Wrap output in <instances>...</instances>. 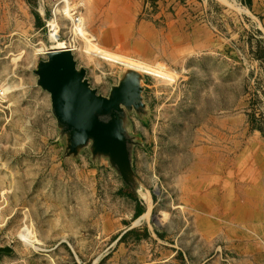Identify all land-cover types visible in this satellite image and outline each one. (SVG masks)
Here are the masks:
<instances>
[{
    "label": "rangeland",
    "instance_id": "1",
    "mask_svg": "<svg viewBox=\"0 0 264 264\" xmlns=\"http://www.w3.org/2000/svg\"><path fill=\"white\" fill-rule=\"evenodd\" d=\"M132 2L0 0V264H264V0ZM52 31L104 96L130 71L105 56L145 68L141 217L108 156L69 154L36 73Z\"/></svg>",
    "mask_w": 264,
    "mask_h": 264
},
{
    "label": "water",
    "instance_id": "2",
    "mask_svg": "<svg viewBox=\"0 0 264 264\" xmlns=\"http://www.w3.org/2000/svg\"><path fill=\"white\" fill-rule=\"evenodd\" d=\"M36 73L38 84L51 94L53 112L67 136L69 154L91 145L94 155H105L125 182L136 187L132 168L135 144L125 126L126 110H140L141 76L130 70L109 96L99 94L86 77V69L78 68L71 50L48 51Z\"/></svg>",
    "mask_w": 264,
    "mask_h": 264
},
{
    "label": "bare ground",
    "instance_id": "3",
    "mask_svg": "<svg viewBox=\"0 0 264 264\" xmlns=\"http://www.w3.org/2000/svg\"><path fill=\"white\" fill-rule=\"evenodd\" d=\"M65 11H66V13H68V10H65ZM75 21H79V19L76 18ZM52 27H53V30H55L56 26L52 25ZM50 37H51V40L55 42V44L51 48L59 49V50H71V51L73 50V48L71 47L72 43H68L64 40H61L59 38V34L56 31H52V33L50 34ZM105 57H107L108 59L112 60L115 63H119L123 66L128 67L132 71H135V72H140L139 70L145 71L144 67H142L140 65L133 64L132 62L127 61L126 59L124 60V59H121L118 57H109V56H105ZM136 190H137V192L141 198H142V195L144 193V196L147 199V202H149V205L151 206L150 203H151V201L153 202V198H152V195H151V192L149 191V189L143 188V186L141 184H137ZM237 213L240 215L239 211H237L236 214ZM250 215H252L251 211H246V212H242L241 216L234 215V217L236 218V221H242L243 219H245L246 217H249ZM143 218H147V216L143 217Z\"/></svg>",
    "mask_w": 264,
    "mask_h": 264
},
{
    "label": "crops",
    "instance_id": "4",
    "mask_svg": "<svg viewBox=\"0 0 264 264\" xmlns=\"http://www.w3.org/2000/svg\"><path fill=\"white\" fill-rule=\"evenodd\" d=\"M136 2V3H135ZM132 4H136V5H138L137 7H136V9H131V10H137L136 12H137V14L136 15H138V10H141V8H143V5H144V2H143V0H133V2H132ZM40 13V15H41V17H42V14H41V12H39ZM136 15H135V17L133 16V12H132V17L131 16H129V18L131 19V20H133L134 18H136ZM147 23V22H146ZM123 24H125V23H123ZM170 26V25H169ZM151 30H153V27L151 28ZM176 30H185V29H176ZM155 31H157V29L155 30ZM175 31V30H174ZM156 34V33H155ZM174 35H176V34H174V33H170L169 35H168V37L170 38V40H173L174 39ZM184 36H186L187 37V35H185V34H183ZM184 38V37H183ZM188 38V37H187ZM194 42V41H193ZM197 42V41H196ZM211 43V42H210ZM178 44H172V46H177ZM198 45H200V44H198ZM193 46V45H192ZM206 46H208V43H206ZM194 47H196V46H193V48ZM198 48V47H197ZM133 147H132V157H133V155H134V152H133ZM135 155H137V156H139L140 155V152H136V154ZM138 184V183H137ZM119 193H120V196L121 197H123L124 199H128L129 197H132L131 195L132 194H135L136 196H137V198H134V199H136L137 201V204L135 205V208L133 209V213H132V215L135 217V218H138V217H141V216H143L144 214H145V212L147 211V205H146V203L145 202H143L144 200L139 196V194H138V192H137V190H136V187H131L130 189H128L127 188V186H125L124 184H122L121 186H120V189H119ZM152 195V194H151ZM133 198V197H132ZM143 200H141V199ZM153 198V197H152Z\"/></svg>",
    "mask_w": 264,
    "mask_h": 264
},
{
    "label": "trees",
    "instance_id": "5",
    "mask_svg": "<svg viewBox=\"0 0 264 264\" xmlns=\"http://www.w3.org/2000/svg\"><path fill=\"white\" fill-rule=\"evenodd\" d=\"M241 2H243L244 4H246V5H250L251 4V2H252V0H240ZM35 16H36V18H37V20H38V23H39V20H41V15L36 11L35 12ZM133 198H137V196L135 195V194H132L131 195Z\"/></svg>",
    "mask_w": 264,
    "mask_h": 264
},
{
    "label": "built area",
    "instance_id": "6",
    "mask_svg": "<svg viewBox=\"0 0 264 264\" xmlns=\"http://www.w3.org/2000/svg\"><path fill=\"white\" fill-rule=\"evenodd\" d=\"M76 18H78V17H76Z\"/></svg>",
    "mask_w": 264,
    "mask_h": 264
}]
</instances>
